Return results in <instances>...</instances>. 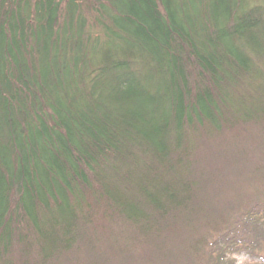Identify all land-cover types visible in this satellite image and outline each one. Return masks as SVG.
Masks as SVG:
<instances>
[{"label": "trees", "instance_id": "obj_1", "mask_svg": "<svg viewBox=\"0 0 264 264\" xmlns=\"http://www.w3.org/2000/svg\"><path fill=\"white\" fill-rule=\"evenodd\" d=\"M241 125L264 129V0H0V264H233L264 207L211 221L189 158Z\"/></svg>", "mask_w": 264, "mask_h": 264}, {"label": "rangeland", "instance_id": "obj_2", "mask_svg": "<svg viewBox=\"0 0 264 264\" xmlns=\"http://www.w3.org/2000/svg\"><path fill=\"white\" fill-rule=\"evenodd\" d=\"M241 126L244 128L241 137H238L235 133L233 134L232 131L226 129V131H223L226 133H221L219 131L206 136L204 132L205 130L203 131L197 129V144H200L199 147L201 149H193L192 152L195 155L189 159L191 162L190 165H192V168L196 171L195 173L200 174H198L199 177L202 173L208 174L210 177L209 180L211 182L205 186V189L207 194L212 192L213 194L209 198L211 199V206L208 205L209 209L205 210V212L210 216L208 218H210L211 221H219L220 219H218V217H220V214H222L223 211L225 212L227 209L228 211L231 209L230 213H233V216L238 214L234 213L236 211L232 209V204L239 205L240 210L249 209L254 207V205H261V207H264V171L262 172V170H256L257 168H255L256 165L260 164L264 160V129L257 131V129L254 130L255 128L252 129L251 127L250 129L255 131L253 132L247 130L249 125ZM205 141H207V144L204 145L203 143ZM244 153L246 155H244ZM189 154L191 153L189 152ZM257 160L261 162H258ZM222 169H224V171H229L227 175L222 176V179L228 182L237 181L238 184L236 183V189H234V187H229L228 190L226 189L225 191L221 186L223 183L218 185L219 180L217 179V181L215 176L218 177ZM214 173L215 175H213ZM201 188L203 187L198 185L196 190H194L195 194H199V192H201ZM214 223L216 226L218 222ZM180 225L181 226L176 225V227L178 226L176 232H182L184 234V231L188 230V228L185 226V223H181ZM260 232L264 234V228L260 229ZM207 233L209 238H214L215 235H212L213 230L202 225L199 235H205ZM189 235L190 234L187 232L184 236H181V239H185L188 242L190 238ZM259 240V244H257L256 241L250 249L246 248L243 244V246H235L229 250L231 253V262L233 264H264V238ZM248 242L252 243L254 241L249 238ZM145 245L146 244L141 245L142 247H140L139 250L135 249L133 253H131L133 257L138 256V258L132 259V264H147L146 262L150 260L151 252L149 247H145ZM129 246V243L127 242H120L119 251L123 255L120 257L121 259H119L121 262H125L127 260L128 257H125V255L130 254L128 253V249H130ZM105 253L106 249H102L101 254L105 255ZM81 255L83 259H89V261L83 260L85 264H91L97 259H93L95 254L92 252H84L81 253ZM21 256L22 255H19L18 258L21 259ZM106 257H108V254ZM127 262L129 263V261ZM75 263H77V260L72 259L66 264ZM113 263L119 264L118 261H114Z\"/></svg>", "mask_w": 264, "mask_h": 264}]
</instances>
